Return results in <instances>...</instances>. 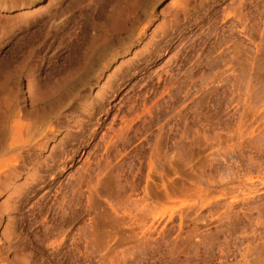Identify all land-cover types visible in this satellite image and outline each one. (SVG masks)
I'll list each match as a JSON object with an SVG mask.
<instances>
[{"label":"rangeland","instance_id":"rangeland-1","mask_svg":"<svg viewBox=\"0 0 264 264\" xmlns=\"http://www.w3.org/2000/svg\"><path fill=\"white\" fill-rule=\"evenodd\" d=\"M2 225L0 264H264V0H0Z\"/></svg>","mask_w":264,"mask_h":264},{"label":"bare ground","instance_id":"bare-ground-1","mask_svg":"<svg viewBox=\"0 0 264 264\" xmlns=\"http://www.w3.org/2000/svg\"><path fill=\"white\" fill-rule=\"evenodd\" d=\"M16 113H17V109H16L15 112H14V117H16V115H17ZM17 122H18V121L14 120V123H17ZM4 230H6V226L2 225L0 231H1V232H4Z\"/></svg>","mask_w":264,"mask_h":264}]
</instances>
